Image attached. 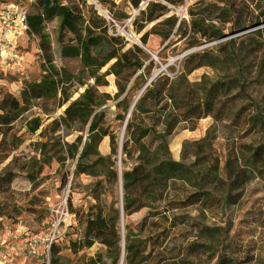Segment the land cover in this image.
I'll return each mask as SVG.
<instances>
[{
  "label": "rangeland",
  "instance_id": "rangeland-1",
  "mask_svg": "<svg viewBox=\"0 0 264 264\" xmlns=\"http://www.w3.org/2000/svg\"><path fill=\"white\" fill-rule=\"evenodd\" d=\"M150 1L170 12L137 33L138 13L130 0H114V12L126 15L120 20L111 19L97 0H86L108 15L94 5L110 34L125 39L123 61L131 60L130 49L144 59L135 45L149 57L151 76L137 73L123 93L111 64L102 70L109 86L96 87L85 72L83 85L76 81L68 90L72 100L85 90L104 96L108 112L99 123L115 136L114 144L100 132L66 137L62 127L53 130L66 108L48 115L45 109L52 111L55 102L37 100L14 124L0 128V157L9 154L0 161V232L11 226L37 234L65 200L75 216L49 263L25 260L26 248L19 245L5 264H84L91 258L140 264L141 244L163 225L175 239L200 245L206 242L201 230L214 228L219 254L238 264H264V0H184L179 7L143 0V8ZM27 8L28 1L0 0V100L21 102L26 86L44 74L39 39L26 32L12 37L19 29L17 14ZM57 26L46 25L55 64L77 72L78 61L60 57ZM144 35L147 51L133 40L143 44ZM50 93L61 96L59 90ZM78 137L80 151L87 148L95 163L94 174H78L77 158L69 157ZM93 193H100L106 213L119 212L120 241L115 249L98 241L75 254L96 204ZM200 257L203 264H215L207 262L208 255Z\"/></svg>",
  "mask_w": 264,
  "mask_h": 264
},
{
  "label": "trees",
  "instance_id": "trees-1",
  "mask_svg": "<svg viewBox=\"0 0 264 264\" xmlns=\"http://www.w3.org/2000/svg\"><path fill=\"white\" fill-rule=\"evenodd\" d=\"M28 1L26 10V23L28 35L36 36L39 39V47L42 51L43 76L40 82L31 83L26 86L21 94V102L3 98L0 100V128L11 126L20 116L31 108L37 100L41 102H55L52 111L45 109L48 115L55 113L58 107L66 106L63 114L54 119L53 130L62 131L66 137L75 133L87 131L88 134L96 132L109 136L110 133L100 127L101 118L108 110L102 108L105 102L100 93L96 90H85L80 96L72 100L69 88L78 81L83 85L81 77L85 72L94 79L96 87L109 86L108 79L103 75L102 70L110 65L113 74L117 78V85L120 93L127 89L131 77L140 73V76L150 77L151 68L145 65L149 60L148 55L138 46L135 48L144 56L136 57L132 49L129 50L130 61H123L121 50L125 44V39L116 34H110L109 26L104 19H100L96 14L94 5H90L86 0H17ZM103 7H108L109 16L113 20H120L126 17L124 13H115V2L111 0H97ZM143 0H130L134 9H139ZM168 4L179 7L184 4V0H167ZM170 12L167 5L160 2L150 1L145 8L140 10L133 21L135 31L140 33L146 25L154 23L166 16ZM57 21L56 45L62 60H76L79 62V69L69 70L67 67L58 68L55 64V52L52 36L46 25ZM176 21L168 18L166 22ZM175 23L172 22L173 30ZM170 33L166 38H169ZM142 45L147 44L146 35L141 38ZM138 78H136L137 81ZM124 80V81H123ZM59 90L61 96L51 95L50 91ZM118 106V105H117ZM49 107V105L47 106ZM46 107V108H47ZM102 108V109H101ZM100 109V110H99ZM126 111V110H125ZM120 118V117H119ZM112 143L115 136L110 135ZM81 138L70 146V158H77L79 168L78 174H94L93 166L90 163L91 156L84 147L80 151ZM2 154V153H1ZM9 154L2 155L0 161H5ZM67 180L63 184L66 185ZM96 204L92 207L90 215L87 217L82 230L81 238L73 248L75 254L84 249L92 248L96 242L102 241L109 244L114 249L119 244L120 236L118 231L119 212L111 210L106 213L101 205L100 193L92 194ZM200 236L206 239L203 244H186V241L178 236L174 238V233L167 225L161 226L156 233L150 234L141 244L140 264H203L200 256L208 255L207 262L215 264H238V262L226 254H219L216 243L219 234L214 228H205L200 232ZM176 240L178 244H172ZM226 240H228L226 238ZM61 248L56 244L52 246L51 252L57 256ZM196 260H199L196 263ZM57 263V260L54 261ZM84 264H108L101 258H91Z\"/></svg>",
  "mask_w": 264,
  "mask_h": 264
},
{
  "label": "built area",
  "instance_id": "built-area-1",
  "mask_svg": "<svg viewBox=\"0 0 264 264\" xmlns=\"http://www.w3.org/2000/svg\"><path fill=\"white\" fill-rule=\"evenodd\" d=\"M17 30L16 35L12 37L19 38L27 30L26 10H21L16 16ZM75 223V216L69 211L67 200L54 207L51 210V217L47 227L37 233L15 231L11 226H5L4 232H0V264L8 261L9 254L19 245H26L23 253L24 259H40L41 261H50V253L54 244H59L62 237L69 234Z\"/></svg>",
  "mask_w": 264,
  "mask_h": 264
},
{
  "label": "water",
  "instance_id": "water-1",
  "mask_svg": "<svg viewBox=\"0 0 264 264\" xmlns=\"http://www.w3.org/2000/svg\"><path fill=\"white\" fill-rule=\"evenodd\" d=\"M93 5H95L99 10H101L102 13H104V14L106 15V13L101 9V7L98 6L95 2H93ZM144 5H145V3L142 4V5H140V8L136 11V14H137L140 10L143 9ZM106 16L108 17V15H106ZM108 18H109V17H108ZM136 43H137L138 45H140L143 49L146 50V48H145V47H144L139 41H136ZM146 51H147V50H146ZM155 77H156V76H155ZM155 77H153V78L150 80V82H152V80H153Z\"/></svg>",
  "mask_w": 264,
  "mask_h": 264
},
{
  "label": "crops",
  "instance_id": "crops-1",
  "mask_svg": "<svg viewBox=\"0 0 264 264\" xmlns=\"http://www.w3.org/2000/svg\"><path fill=\"white\" fill-rule=\"evenodd\" d=\"M111 1H114V0H111ZM116 1H118V0H116ZM23 246L25 247L26 245H23ZM15 250H16V249H15ZM15 250H14V251H15ZM14 251H13V252H14Z\"/></svg>",
  "mask_w": 264,
  "mask_h": 264
},
{
  "label": "bare ground",
  "instance_id": "bare-ground-1",
  "mask_svg": "<svg viewBox=\"0 0 264 264\" xmlns=\"http://www.w3.org/2000/svg\"><path fill=\"white\" fill-rule=\"evenodd\" d=\"M135 42L137 41L135 38L133 39Z\"/></svg>",
  "mask_w": 264,
  "mask_h": 264
}]
</instances>
